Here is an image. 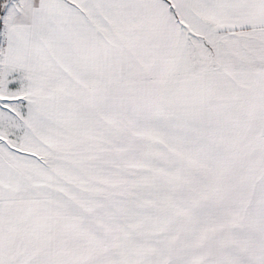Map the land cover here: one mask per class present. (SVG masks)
Masks as SVG:
<instances>
[{"label": "snow or ice", "instance_id": "6c2138e0", "mask_svg": "<svg viewBox=\"0 0 264 264\" xmlns=\"http://www.w3.org/2000/svg\"><path fill=\"white\" fill-rule=\"evenodd\" d=\"M0 264H264V0H0Z\"/></svg>", "mask_w": 264, "mask_h": 264}]
</instances>
